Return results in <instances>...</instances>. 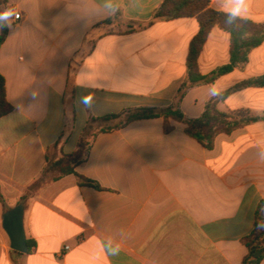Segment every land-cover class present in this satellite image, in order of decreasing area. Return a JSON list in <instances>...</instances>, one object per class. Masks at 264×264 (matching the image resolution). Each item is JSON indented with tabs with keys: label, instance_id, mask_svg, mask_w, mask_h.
<instances>
[{
	"label": "crops",
	"instance_id": "crops-1",
	"mask_svg": "<svg viewBox=\"0 0 264 264\" xmlns=\"http://www.w3.org/2000/svg\"><path fill=\"white\" fill-rule=\"evenodd\" d=\"M163 1L0 0L8 27L0 74L14 108L0 119V264H241L247 256L242 240L264 201V122L220 135L207 150L182 123L170 121L166 134L161 118L136 121L99 134L76 169L103 190L68 175L22 201L49 162L77 151L91 118L177 107L197 119L216 93L264 75L263 43L244 71L189 89L179 101L199 23L136 28ZM230 7L211 2L216 11ZM242 18L264 23V0H247ZM230 45V35L214 28L200 72L228 64ZM219 109L264 113V88L236 92ZM18 205L34 245L27 254L11 249L3 228L4 214Z\"/></svg>",
	"mask_w": 264,
	"mask_h": 264
},
{
	"label": "trees",
	"instance_id": "trees-1",
	"mask_svg": "<svg viewBox=\"0 0 264 264\" xmlns=\"http://www.w3.org/2000/svg\"><path fill=\"white\" fill-rule=\"evenodd\" d=\"M211 2L212 0H164L155 10L149 23L136 25V28L141 29L158 21L197 19L199 32L190 44L186 60L187 77L179 90V101L184 98L189 89L212 84L235 70L244 71L248 66L250 54L264 43V23H255L245 18L227 23L226 13L212 9ZM119 17L120 15H117L116 19ZM110 22L111 20L106 21L105 24ZM0 26L2 28L1 49L8 36V27L1 21ZM216 27L230 35V62L216 68L208 75H203L199 70L198 61L211 32ZM134 28L132 27V30ZM248 88H264V75L241 81L223 92L216 93L206 104L203 114L197 119H187L177 107L164 110L154 108L132 109L120 115L91 118L82 134L77 151L72 155H62L59 159L49 162L39 179L30 186L22 201L27 200L29 196L37 193L44 186L68 175H75L80 186L103 190L97 182L79 175L76 169L87 162L92 146L99 134L123 129L136 121L161 118L164 120L166 134L173 130L170 121L182 123L186 127L187 136L197 141L203 148L213 150L218 136L231 135L248 125L264 122V113H254L248 109L223 112L219 109V104L229 96ZM13 110L14 108L7 99L5 78L0 74V119ZM0 201L4 202L1 192ZM261 224H264V201H261L256 209L254 231L242 240L248 254L241 264H261L264 261V229L259 227ZM27 243L29 251H31L34 245L31 241H27Z\"/></svg>",
	"mask_w": 264,
	"mask_h": 264
},
{
	"label": "water",
	"instance_id": "water-1",
	"mask_svg": "<svg viewBox=\"0 0 264 264\" xmlns=\"http://www.w3.org/2000/svg\"><path fill=\"white\" fill-rule=\"evenodd\" d=\"M3 228L10 239L12 250L27 254L29 251L24 228V206L18 205L3 216Z\"/></svg>",
	"mask_w": 264,
	"mask_h": 264
},
{
	"label": "clouds",
	"instance_id": "clouds-1",
	"mask_svg": "<svg viewBox=\"0 0 264 264\" xmlns=\"http://www.w3.org/2000/svg\"><path fill=\"white\" fill-rule=\"evenodd\" d=\"M231 5L230 8L226 9V22L233 23L237 19L242 18L245 11L247 0H228ZM261 229H264V224L259 225Z\"/></svg>",
	"mask_w": 264,
	"mask_h": 264
},
{
	"label": "built area",
	"instance_id": "built-area-1",
	"mask_svg": "<svg viewBox=\"0 0 264 264\" xmlns=\"http://www.w3.org/2000/svg\"><path fill=\"white\" fill-rule=\"evenodd\" d=\"M14 19L17 21V20H20L21 19V15H20V13H18V14H15L14 15ZM70 249V247L69 246H65V248H64V251H63V255H64V253L66 252V251H68Z\"/></svg>",
	"mask_w": 264,
	"mask_h": 264
},
{
	"label": "snow or ice",
	"instance_id": "snow-or-ice-1",
	"mask_svg": "<svg viewBox=\"0 0 264 264\" xmlns=\"http://www.w3.org/2000/svg\"><path fill=\"white\" fill-rule=\"evenodd\" d=\"M5 15H7V14H5ZM0 19H3V17H0Z\"/></svg>",
	"mask_w": 264,
	"mask_h": 264
}]
</instances>
